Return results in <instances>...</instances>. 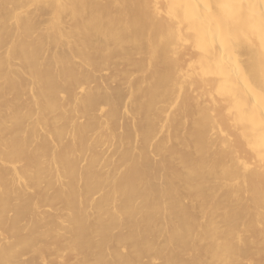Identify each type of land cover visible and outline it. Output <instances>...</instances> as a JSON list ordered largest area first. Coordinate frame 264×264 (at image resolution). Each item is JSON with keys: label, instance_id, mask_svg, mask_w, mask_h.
Segmentation results:
<instances>
[{"label": "bare ground", "instance_id": "1", "mask_svg": "<svg viewBox=\"0 0 264 264\" xmlns=\"http://www.w3.org/2000/svg\"><path fill=\"white\" fill-rule=\"evenodd\" d=\"M0 264H264V0H0Z\"/></svg>", "mask_w": 264, "mask_h": 264}]
</instances>
